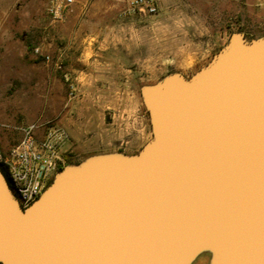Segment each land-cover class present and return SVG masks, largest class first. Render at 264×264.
<instances>
[{"label": "water", "instance_id": "1", "mask_svg": "<svg viewBox=\"0 0 264 264\" xmlns=\"http://www.w3.org/2000/svg\"><path fill=\"white\" fill-rule=\"evenodd\" d=\"M142 95L139 155L65 166L24 209L0 171V264H264V38Z\"/></svg>", "mask_w": 264, "mask_h": 264}, {"label": "rangeland", "instance_id": "2", "mask_svg": "<svg viewBox=\"0 0 264 264\" xmlns=\"http://www.w3.org/2000/svg\"><path fill=\"white\" fill-rule=\"evenodd\" d=\"M129 2L75 0L77 18L53 21L48 0H0L1 150L19 126L54 122L69 135L64 167L135 157L154 135L144 87L189 79L234 33L264 38V0H155L153 14ZM212 256L204 248L188 264Z\"/></svg>", "mask_w": 264, "mask_h": 264}, {"label": "built area", "instance_id": "3", "mask_svg": "<svg viewBox=\"0 0 264 264\" xmlns=\"http://www.w3.org/2000/svg\"><path fill=\"white\" fill-rule=\"evenodd\" d=\"M74 3L75 0H48L47 15L53 21L63 20ZM126 11L153 14L156 3L155 0H130ZM17 130V141L5 150L0 149V168L11 194L24 209L40 196L54 175L64 167L69 135L62 125L54 122H31Z\"/></svg>", "mask_w": 264, "mask_h": 264}, {"label": "crops", "instance_id": "4", "mask_svg": "<svg viewBox=\"0 0 264 264\" xmlns=\"http://www.w3.org/2000/svg\"><path fill=\"white\" fill-rule=\"evenodd\" d=\"M85 1V0H84ZM76 3H78V1H76ZM76 3H75V5H76ZM76 7L77 6H75V7H73L72 9H71V11L69 12V14H71V16L72 17H74V18H77L78 17V15H79V13L76 11L77 9H76ZM72 12V13H71ZM18 138H19V132H18ZM66 145H70V143L69 142H66Z\"/></svg>", "mask_w": 264, "mask_h": 264}, {"label": "flooded vegetation", "instance_id": "5", "mask_svg": "<svg viewBox=\"0 0 264 264\" xmlns=\"http://www.w3.org/2000/svg\"><path fill=\"white\" fill-rule=\"evenodd\" d=\"M0 171L2 172L1 168H0ZM2 174H3V172H2Z\"/></svg>", "mask_w": 264, "mask_h": 264}]
</instances>
